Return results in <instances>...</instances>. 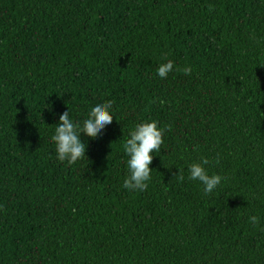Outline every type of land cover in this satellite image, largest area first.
<instances>
[{
	"label": "trees",
	"instance_id": "1",
	"mask_svg": "<svg viewBox=\"0 0 264 264\" xmlns=\"http://www.w3.org/2000/svg\"><path fill=\"white\" fill-rule=\"evenodd\" d=\"M107 101L85 158L59 161V115ZM152 120L148 187L125 189ZM0 264H264V0H0Z\"/></svg>",
	"mask_w": 264,
	"mask_h": 264
},
{
	"label": "clouds",
	"instance_id": "2",
	"mask_svg": "<svg viewBox=\"0 0 264 264\" xmlns=\"http://www.w3.org/2000/svg\"><path fill=\"white\" fill-rule=\"evenodd\" d=\"M173 62L168 60L157 69L160 78H167L169 72L173 70ZM181 71L185 75H190L191 67H185ZM112 101L97 104L92 107L88 118L81 125L79 121H73L69 117L68 110L59 115V122L56 124L55 134L51 137L56 145L57 159L61 162L67 161L69 165L76 163L81 158H85V143L80 139V133L87 137L96 138L105 125L113 121L111 112ZM170 127V126H169ZM165 129L158 127V122L152 120L136 125L130 132V138L124 144V151L128 155L127 166L129 175L123 181V187L129 190L144 191L148 187L151 179L152 169L149 165L153 160V152H159L163 145V134ZM209 163L208 159H202L199 163H192L189 166V179L198 180L204 185V193L210 194L220 185L224 177L220 175H209L204 165ZM179 180H183L182 174L178 175ZM253 224L258 222V218H249Z\"/></svg>",
	"mask_w": 264,
	"mask_h": 264
}]
</instances>
